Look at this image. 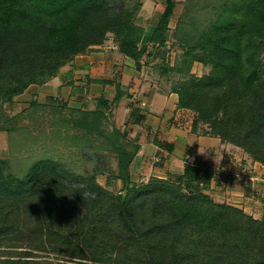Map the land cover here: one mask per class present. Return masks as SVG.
Here are the masks:
<instances>
[{
	"label": "trees",
	"instance_id": "16d2710c",
	"mask_svg": "<svg viewBox=\"0 0 264 264\" xmlns=\"http://www.w3.org/2000/svg\"><path fill=\"white\" fill-rule=\"evenodd\" d=\"M200 2V9L209 2L210 17L181 37L183 52L167 66L182 79L170 90L178 108L193 112V133L219 138L264 169V0ZM176 4L165 1L148 42L164 44ZM138 8L114 10L106 0H0V131L9 141L16 129L7 124L17 115L9 118L3 104H13L31 84L49 82L77 54L102 45L106 34L140 68L146 47L144 29L134 23ZM195 62L209 70L196 76ZM122 95L117 88L113 99L94 100L110 110ZM37 106L32 100L21 114ZM98 109L95 115L104 116ZM141 118L133 109L126 124ZM98 132L108 156L99 172L106 174L104 186L61 159H40L17 176L0 158V264H264V206L255 218L218 201L204 192L215 173L195 163L166 178L133 181L140 145L126 129ZM244 190L256 195L250 184Z\"/></svg>",
	"mask_w": 264,
	"mask_h": 264
},
{
	"label": "crops",
	"instance_id": "0c3cea01",
	"mask_svg": "<svg viewBox=\"0 0 264 264\" xmlns=\"http://www.w3.org/2000/svg\"><path fill=\"white\" fill-rule=\"evenodd\" d=\"M154 27L148 26L147 31L152 33ZM110 44L108 48L106 44H102L77 54L60 68L56 77L43 85H29L17 97L27 100L25 95L30 96L29 102L47 96L66 101L69 97L72 102L82 105L87 99L95 101L100 96L111 100L118 88L123 95L110 110L121 129H126L128 137L140 145L131 172L133 181H142L141 178L145 175V182L149 176L166 178L170 173H182L186 162L195 163L215 173L210 188H219L221 191H214L215 196H212L215 199L242 208L255 218H260L264 198L260 200L261 213L258 215L253 211L257 204L256 195L260 190L261 196L264 195L263 167L258 162H253L245 153H235V157L228 155V148L232 147L236 152L239 149L222 143L217 137L193 133V114L177 107V94L163 85L152 72L149 67L151 63L140 60V68H137L132 59L113 47L114 42L111 41ZM35 89L38 92L36 95L33 92ZM133 109H137L142 118L136 124H126L130 121ZM164 143L171 144L173 148L167 149L163 146ZM241 160H246V163ZM246 184L256 188L255 196L245 195Z\"/></svg>",
	"mask_w": 264,
	"mask_h": 264
},
{
	"label": "rangeland",
	"instance_id": "374dc122",
	"mask_svg": "<svg viewBox=\"0 0 264 264\" xmlns=\"http://www.w3.org/2000/svg\"><path fill=\"white\" fill-rule=\"evenodd\" d=\"M106 1L110 9L114 10L121 4L125 7L136 6L137 8V5L139 6L134 17V23L144 29L143 39L140 44L145 45L146 52L141 57V60L151 63L149 67L152 69V72L169 89L179 79H182L180 73L169 70L168 66L173 67L175 61L179 59V56L183 52L182 44L179 42L183 35L191 32L189 30L190 27L193 26L201 29L207 24V20L210 17L209 2L206 8L200 9L204 5V2H200L201 0H176V7L168 22L167 38L162 46H157L153 45L152 42H148L151 31L148 32L147 28L148 26L156 25L165 7L166 0ZM182 15L184 16L182 17ZM181 33L182 35H178ZM106 37L107 39L103 44H106L108 48L111 45L110 42H113V40L110 33L106 34ZM177 37H179V40ZM113 47L118 49L116 43L113 44ZM149 53L150 55L147 56ZM208 70V67L195 62L191 73L200 77ZM33 92L34 95L38 93L36 89ZM64 93L66 92L64 91ZM25 97H27V100L17 97L14 98L13 104H3L2 106L3 111L9 118L17 115L14 124H7V127L13 125L16 129V133L13 134L12 138L10 137V141L8 140L7 132L0 131V158L8 161L9 171L17 176H21L27 172L30 165L35 161L45 158L61 159L76 171L87 174L88 179L95 177L96 181L104 186L106 174H100L99 172L105 168V161L108 160L104 156L105 150L100 148L105 141L98 131L102 130L104 133H109L117 126L122 130L119 123L115 121L112 110L99 107L95 101L90 99H87V102L81 105L78 102H72L73 100L69 99V97L66 101L63 98L61 100L56 98L55 100L53 97L47 96L44 99H36L35 101L38 103V106L28 109L24 114H21V111L28 108L30 96L25 95ZM58 97L61 96L59 95ZM95 109L101 110L104 116H96L94 113ZM188 112L193 114L192 111L188 110ZM83 121L86 123L77 126V122ZM119 122H121V119H119ZM200 129L205 130L207 126H200ZM227 151L228 155L231 154L232 157L237 156L235 153H242L239 150L236 152L232 147L228 148ZM241 162L246 163V160H241ZM109 164L112 168H116L115 159L110 158ZM141 179L143 180L139 182L144 183L147 176L145 175ZM214 191L217 192L220 189L209 188L208 191L204 192L214 195ZM261 195L262 191L260 190L259 194L256 195L257 198H255L257 201L256 205L258 206L255 205L253 211L258 215L261 213V208L259 207L260 200L264 198V195ZM225 198L227 199L228 197L226 196ZM239 204H242V202ZM44 255L49 256L54 261L57 260L56 258H60V260L68 259L54 253H46Z\"/></svg>",
	"mask_w": 264,
	"mask_h": 264
}]
</instances>
